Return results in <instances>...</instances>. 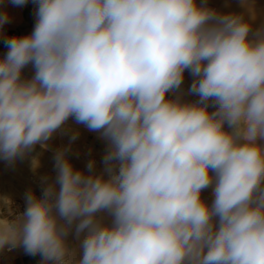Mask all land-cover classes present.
I'll list each match as a JSON object with an SVG mask.
<instances>
[{"label": "clouds", "instance_id": "obj_1", "mask_svg": "<svg viewBox=\"0 0 264 264\" xmlns=\"http://www.w3.org/2000/svg\"><path fill=\"white\" fill-rule=\"evenodd\" d=\"M28 3L0 0V159L46 148L70 118L106 150L97 172L57 149L55 179L26 191L22 213L0 198V250L42 264H264V26L207 0H31L32 31L6 36L7 5Z\"/></svg>", "mask_w": 264, "mask_h": 264}, {"label": "rangeland", "instance_id": "obj_2", "mask_svg": "<svg viewBox=\"0 0 264 264\" xmlns=\"http://www.w3.org/2000/svg\"><path fill=\"white\" fill-rule=\"evenodd\" d=\"M209 3L214 4L218 11L216 2L211 0ZM240 8L244 9V13H249V15L259 13V17L264 16V0H249V8L246 9L243 6ZM190 85L191 83L189 81L186 82L184 99L193 101L197 99V97L187 95V90ZM94 134L95 132L90 135L92 140L91 142H93V144L82 145L80 143L82 141L80 140L79 136H77L74 141H70V135L68 136L62 133H55L53 137L46 142V148L41 147L38 144L35 146L33 151L26 154L23 158L16 159L11 164L0 159V198H10L13 195L18 194L23 188L30 186L31 180L33 178L42 181V178L45 177L44 173L46 172H51L52 176L55 177L56 174L52 173L53 169H51L52 156H54L56 150L60 148L70 146L69 152L76 154L77 151L78 154L84 158L82 170H86L85 166L87 162L92 159L96 161V171L98 172L99 168L102 170V163L98 162L102 161L106 145L104 144L105 142L101 144V141L103 142V140L95 138ZM56 141L59 143L57 144ZM0 210L6 211V207L2 199H0ZM8 250V248L0 250V264H8V256H6V251ZM79 258L80 257H77L76 255L74 256V259Z\"/></svg>", "mask_w": 264, "mask_h": 264}, {"label": "crops", "instance_id": "obj_3", "mask_svg": "<svg viewBox=\"0 0 264 264\" xmlns=\"http://www.w3.org/2000/svg\"><path fill=\"white\" fill-rule=\"evenodd\" d=\"M211 0H207L209 3ZM213 2H216L218 6V12L220 13H236V14H243L245 19L253 20V22H259L262 23L261 27L264 26V16L259 17V13L251 14L244 13V9L240 8L242 6V0H212ZM214 5V4H213ZM7 10L9 11L11 15V23L4 26V33L6 36H12V35H26L29 34L34 26L35 18H34V5L31 3V0H29V3L22 7H13L11 4L7 5ZM253 33H256L255 30H253ZM7 48L3 44L2 38H0V57H2L4 54H6ZM24 76L30 77L33 74V70L31 66L26 68L24 70ZM194 77L191 76L187 71L184 74V82L182 84V90L185 91L186 82L192 83ZM62 133L66 135L72 136L74 133H78V136L80 137V142L82 145H91L93 142H91V136L92 131H89L84 125L77 124L72 118H70L66 124L57 131L56 134ZM58 144L59 142L56 141ZM104 142L101 141V144ZM105 144V143H104ZM106 150V149H105ZM68 157L70 159V162L72 163L73 167L77 170H82L83 168V162L84 158H82L78 152L76 151V154H73L71 152H68ZM101 163V162H98ZM52 164L54 165V160L52 156ZM51 164V169H53L52 173H55L54 166ZM100 172L101 168L98 169ZM45 177H48V182H52L55 177L52 176L51 172L44 173ZM202 197L207 200L209 203L212 200V190L211 188L205 190L202 193ZM105 215V214H101ZM110 221V218H108ZM82 239V237H81ZM68 243L69 247L74 251L75 255L77 257L81 256V249L79 247L80 241L76 239L73 235H70L68 237ZM6 256H8V264H42V258L39 255L31 256L24 252L23 248H17L15 250L6 252Z\"/></svg>", "mask_w": 264, "mask_h": 264}, {"label": "built area", "instance_id": "obj_4", "mask_svg": "<svg viewBox=\"0 0 264 264\" xmlns=\"http://www.w3.org/2000/svg\"><path fill=\"white\" fill-rule=\"evenodd\" d=\"M209 7L216 9L217 7L211 3H207ZM41 188H42V181L35 180L30 183V186L23 188L20 190V192L16 195H13L9 199L12 201V208L15 212L22 213L25 210L26 204H25V199L24 195L27 190L31 189L37 196H40L41 193ZM17 248H22V247H17ZM16 248V249H17Z\"/></svg>", "mask_w": 264, "mask_h": 264}, {"label": "bare ground", "instance_id": "obj_5", "mask_svg": "<svg viewBox=\"0 0 264 264\" xmlns=\"http://www.w3.org/2000/svg\"><path fill=\"white\" fill-rule=\"evenodd\" d=\"M208 3V2H207ZM251 22H252V29L253 30H257V29H260L261 28V25H262V23H259V22H253V20H251ZM94 137L95 138H99V133H97V132H95V134H94ZM100 139V138H99ZM104 142V141H103ZM106 145V144H105ZM106 148V147H105ZM30 179H32V178H30ZM36 180V178H33L32 180H31V182L32 181H35ZM16 249V248H15ZM15 249H12V250H15ZM12 250H8V251H6V252H9V251H12Z\"/></svg>", "mask_w": 264, "mask_h": 264}]
</instances>
